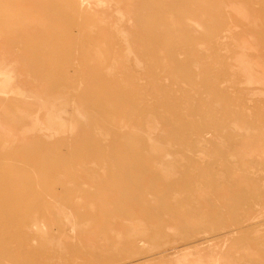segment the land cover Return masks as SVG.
Masks as SVG:
<instances>
[{"label":"rangeland","instance_id":"obj_1","mask_svg":"<svg viewBox=\"0 0 264 264\" xmlns=\"http://www.w3.org/2000/svg\"><path fill=\"white\" fill-rule=\"evenodd\" d=\"M0 264H264V0H0Z\"/></svg>","mask_w":264,"mask_h":264}]
</instances>
